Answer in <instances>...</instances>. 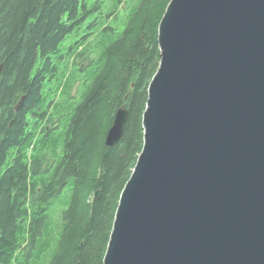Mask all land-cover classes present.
Segmentation results:
<instances>
[{
	"label": "water",
	"instance_id": "water-1",
	"mask_svg": "<svg viewBox=\"0 0 264 264\" xmlns=\"http://www.w3.org/2000/svg\"><path fill=\"white\" fill-rule=\"evenodd\" d=\"M159 47L103 264H264V0H171Z\"/></svg>",
	"mask_w": 264,
	"mask_h": 264
},
{
	"label": "trees",
	"instance_id": "trees-1",
	"mask_svg": "<svg viewBox=\"0 0 264 264\" xmlns=\"http://www.w3.org/2000/svg\"><path fill=\"white\" fill-rule=\"evenodd\" d=\"M109 1L0 0V264H103L121 194L143 149L149 86L162 59L159 26L171 0L140 1L57 138L64 116L56 99L77 85L58 77L59 63L86 68L84 44L94 28L113 31L100 22ZM123 5L116 2L106 19L118 17ZM86 23L82 40L62 53L63 42ZM121 107L130 112L125 135L109 148ZM56 204L62 216L55 228Z\"/></svg>",
	"mask_w": 264,
	"mask_h": 264
},
{
	"label": "rangeland",
	"instance_id": "rangeland-1",
	"mask_svg": "<svg viewBox=\"0 0 264 264\" xmlns=\"http://www.w3.org/2000/svg\"><path fill=\"white\" fill-rule=\"evenodd\" d=\"M96 0H88L90 5H93ZM120 0H112L109 1L104 7L102 15H101V25L106 24L113 27V31L108 32H99V24L94 28L95 34L89 39L88 42L84 44L88 51V65L84 70L83 67H80L79 64H70L66 60H63L59 63V78H64L70 85L77 83L75 92H69L66 90L63 94H61L56 100L62 105L58 108L57 115L64 116L58 121L59 128L56 132V137L60 138L62 132L66 129L68 123V115L72 113L74 109L79 105L82 95L87 88V83L92 81V76L94 74V69L98 67L99 58L103 55L106 48L115 42L120 34L123 32L126 22L132 12L138 7L141 0H123L124 7H119L118 17L113 18L111 20L106 19V15L115 7L116 2ZM96 14L91 16V19H94ZM88 23L83 25L82 32L77 36H70L66 41L61 45L62 53H65L69 50V47L73 45L76 41L82 40L83 36L87 32ZM81 62V61H80ZM79 69L80 72L78 71ZM52 98V96H51ZM62 208H59V205L56 204L55 208L52 209L51 214L55 217V228L57 223H59V218L62 216ZM59 217V218H58ZM59 235V233H57ZM58 239V238H57Z\"/></svg>",
	"mask_w": 264,
	"mask_h": 264
}]
</instances>
